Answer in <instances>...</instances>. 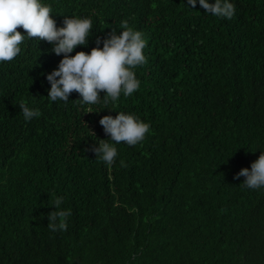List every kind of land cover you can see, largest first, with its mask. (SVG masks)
<instances>
[{"label": "trees", "instance_id": "obj_1", "mask_svg": "<svg viewBox=\"0 0 264 264\" xmlns=\"http://www.w3.org/2000/svg\"><path fill=\"white\" fill-rule=\"evenodd\" d=\"M39 2L57 29L92 20L69 56L97 38L102 49L126 20L146 63L131 96L53 102L46 76L63 54L17 29L20 53L0 62V264H264V186L234 179L264 154V0H227L231 19L187 0ZM21 100L40 115L25 121ZM119 112L150 128L134 146L108 141V165L92 149L110 140L99 120ZM57 197L67 231L47 227Z\"/></svg>", "mask_w": 264, "mask_h": 264}, {"label": "clouds", "instance_id": "obj_2", "mask_svg": "<svg viewBox=\"0 0 264 264\" xmlns=\"http://www.w3.org/2000/svg\"><path fill=\"white\" fill-rule=\"evenodd\" d=\"M197 2L205 13L216 17L231 19L235 13L233 4L227 0H215L209 4L207 0H187L191 8ZM51 7L41 5L39 0H0V62L12 61L20 53L19 45L25 40V35L17 31L22 28L28 38H37L55 46L52 52L57 56L63 54L58 69L46 76L50 84L48 99L68 102L69 95L76 92L82 98L81 103L89 105L98 103L100 92H104V103L116 102L121 92L131 96L140 87L133 69L146 63L143 49L146 41L140 31H134L128 22L122 21L120 35L115 31L109 33L103 40L97 38V47L90 54L78 52L69 56L77 46H86L87 38L92 30L90 18H65L64 27L57 29L51 18ZM19 108L25 121L40 115L38 110L30 109L21 100ZM91 113V112H89ZM100 125L110 140H99L98 147L92 149L96 156L112 165L117 157V149L108 141L115 144L121 142L134 146L142 142L149 132L150 125L138 120L134 115L119 112L115 118L104 116L99 120ZM94 136V133H91ZM121 167H125L123 161ZM245 177L244 186L249 189H259L264 186V154L252 163L251 170L241 169L234 179ZM63 197L54 200L55 211L49 213L47 227L52 232L67 231L70 210H61Z\"/></svg>", "mask_w": 264, "mask_h": 264}]
</instances>
